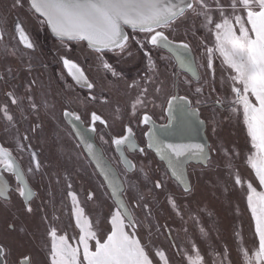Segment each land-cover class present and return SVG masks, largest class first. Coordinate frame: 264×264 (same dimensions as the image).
Returning a JSON list of instances; mask_svg holds the SVG:
<instances>
[{
  "label": "snow or ice",
  "instance_id": "6c2138e0",
  "mask_svg": "<svg viewBox=\"0 0 264 264\" xmlns=\"http://www.w3.org/2000/svg\"><path fill=\"white\" fill-rule=\"evenodd\" d=\"M9 9L26 15L23 18L19 15L16 17L10 33L6 27H0V45H3L6 55L17 60L23 61L24 56H28L23 69L28 75L32 74L34 67L29 52L37 49L26 26L29 18L38 27L49 29L64 48H68L66 42H86L87 48L95 54L98 66L105 74L101 81L91 79L79 64L66 55L60 56L75 85L87 90V95L82 99L78 95L73 97L67 94L68 99L60 103L63 119L73 125L75 131L72 134L79 137L84 150L103 177L97 186L103 191L98 194L96 189H89L82 201L78 192L73 190L70 174L65 173L63 180L66 183V195L71 201L73 235L53 223L60 219L56 215L51 220L46 214L40 216V222L44 225L42 240L21 221V215L32 217L37 211L32 201L38 194L30 185V178H43L47 174L41 153L34 148L31 140L44 131L42 117L46 116L56 122L57 101L38 77L27 80L21 87L20 83L15 82L19 70L5 67L0 71V91L6 98L0 103V119L6 122L4 131L15 129L19 133L18 125L21 121H27L29 127L14 137L15 148L0 143V198H3V207L11 210L13 192L22 203V209L12 213V222L7 224L6 229L8 233H15L19 239L10 241L6 237L0 238V264H173L168 249L157 243L159 236L165 232L170 241L169 248L176 250V254L181 257V264H234L232 249L227 243L222 246L210 245V250L205 251L195 239L189 237L186 246L181 247L171 239L172 229L167 224L153 223L155 217L152 207L139 192V177L124 181L118 178L96 144L85 131L76 127L84 123L82 113L88 118V131L97 132V125L107 130L100 134V140L115 147L126 165L125 171H138L143 174L144 180L152 183L149 193L153 190L165 191L166 180L176 182L182 189L181 195L185 202L178 203L176 194L167 191L166 203L181 220L187 214L189 219L196 222L199 234L205 241L212 239V229L200 223V213L207 211L209 217L215 213L207 208L196 212L191 210L188 198L195 197L196 184L190 179L188 166L191 161H196L202 166L200 175L206 171H217L221 167L227 169L226 175L231 181V187L228 180L212 182V186L226 199L231 192L240 191L246 198L253 225L250 245L244 239L242 228L233 229L240 264H264V0H11ZM4 23L6 25L7 21ZM181 27L184 28V38H170ZM126 28L134 33H143V37L130 36ZM199 29L207 34L200 41L206 62L198 61L193 55V47L188 39L189 34L195 37ZM9 35L17 42L15 45L7 40ZM209 36L213 38L212 46L207 43ZM134 45L147 60L151 75L143 77V83L133 81L127 84V88L135 90L136 95L128 101V119L125 123V109L111 94V86L123 80V74L106 56L111 53L121 60L131 58L135 55ZM20 46L26 51L18 56ZM152 49L167 50L171 55L161 56L160 59H174L185 74L190 76L180 82L172 80L168 84L161 78ZM217 54L229 72L227 79H222L221 83L230 81V91L229 96H217L212 100V105L228 111V119L238 120L242 124L247 145L244 163L251 170L250 179L242 177L234 163L241 158L239 146L173 143L170 140L190 137L192 132L198 133L204 126L201 108L208 106L205 85L215 83L214 58ZM107 74L114 80H108ZM205 76L208 79H204ZM194 81L197 86L193 88ZM181 86L189 89L191 98L188 94L179 95L178 92L168 90L179 89ZM116 91H120L119 88ZM211 91H215V88L212 87ZM161 95L166 96L167 107L164 110L167 112L168 123L158 129L152 116L142 110L147 109L149 103L154 108L163 107L155 103V99ZM72 103L78 106V110L70 108ZM104 109L111 110L108 116L104 114ZM133 121L148 127L144 133L147 149L154 150L156 156L165 163L166 170L162 176L151 178L142 164L137 169V165L125 156V149L146 154L145 148L136 143ZM209 121L213 134H216L222 121L215 119V113ZM117 123L121 125L119 133L113 131ZM56 127L59 128V123H56ZM105 136L108 138L105 139ZM25 151L29 155V166L26 169L21 165L22 156L18 158L14 154ZM213 154L221 159H214ZM5 173L14 178V189L10 187ZM54 175L58 177V174ZM56 183H60L59 178ZM101 195L111 197L114 207L107 216L101 212L93 217L86 211L85 205L87 202L99 205ZM136 209L144 211L143 218L137 215ZM236 211L239 214L238 207ZM183 230L187 233V228ZM216 231L218 233L219 230ZM26 244H31L35 252L20 251Z\"/></svg>",
  "mask_w": 264,
  "mask_h": 264
},
{
  "label": "rangeland",
  "instance_id": "374dc122",
  "mask_svg": "<svg viewBox=\"0 0 264 264\" xmlns=\"http://www.w3.org/2000/svg\"><path fill=\"white\" fill-rule=\"evenodd\" d=\"M9 3V2H8ZM5 1L0 0V19L9 20L12 18L13 12L9 11V7L6 6ZM4 4V5H2ZM15 14L25 17V13L15 12ZM27 25L35 28V33L38 31V26L34 23V20L28 19ZM130 36H135L136 38H142L143 33H134L132 30H128ZM207 35L203 29L197 31V35L192 37L189 34L188 39L191 41L193 47V54L200 62H206V57L204 54L203 46L201 45V39ZM177 40L184 38V28L181 27L178 33L174 37ZM48 39V36H47ZM208 46H212L213 38L208 37ZM51 51L57 56L66 55L67 58H74L77 63L85 71V73L96 81H101V77L105 74L99 68L98 63L95 59V54L92 50L88 49L85 42L76 43V52H72V48L68 45V48H64L60 42L48 43ZM51 44V45H50ZM135 55L131 58L125 57L120 59L115 55L109 53L106 58L109 59L111 63L123 74V80L114 83L112 85V96L114 100H119L121 106L125 109V120L127 122L128 113V101L132 96L136 95L135 90H130L127 88V84L133 81H139L143 83V77L151 75L147 68V60L143 58V54L133 46ZM152 56L157 61L159 65V71L161 73V78L165 79L168 84H171L172 80L177 82L190 76L185 74L177 68L176 63L173 60L169 61L167 59H160L161 56H170L164 50L152 49ZM215 67V83L214 85H205V97H208V106L201 108V117L206 123V135L209 140V144L218 145L224 144L227 147L239 146L241 150V158L234 161L236 167L239 169L242 177L245 179L252 178L251 170L244 163V155L247 151L246 145V133L243 129L242 124L235 119H228L229 112L224 109L214 108L212 105V100L217 96H229L228 83L222 84L221 80H226L229 72L226 70L225 66L222 65V58L217 54L214 58ZM202 74L204 70H201ZM175 73V75H173ZM108 80H114L110 74H107ZM204 79H208L207 76ZM62 83L63 87L67 89V93L71 95L73 88H68L70 81L64 80V73H62ZM106 83V81H104ZM197 86L196 82H193V88ZM214 87L215 91H211ZM45 89L49 90L51 96L53 97V91L50 83L44 86ZM119 88L120 91H116ZM169 91L178 92L179 95L188 94L191 98V92L185 86H181L179 89L169 88ZM151 87L149 88V100L153 99L151 96ZM81 99L87 95V90L78 88L76 96ZM203 98V97H202ZM156 104H161L163 107H153L149 103L147 109L143 111L149 112L156 120L164 122L166 120L165 108H166V96L161 95L159 98L155 99ZM78 109L75 103H72ZM62 105V104H61ZM96 107H99L98 105ZM104 114L109 115L110 109H104ZM215 113V119L217 121H222L220 126L217 128L216 134H213L211 129V124L209 118ZM20 119V118H19ZM18 119V120H19ZM44 122V131L36 136L32 137L31 143L34 148L41 153V159L45 165V173H47L43 178L37 176L35 178H30V185L37 192V197L33 198V207L36 209V213L32 217L21 215V221L27 224L31 231L37 233L39 239H43L44 235V225L40 222V216L46 214L49 219L53 215L59 216L58 221H54L55 225L62 231H67L69 235L74 234V221L71 218V201L67 197L66 183L63 180V176L67 172L70 174V182L73 184V190H76L80 195L82 201L85 198V192L89 189H96L97 193H101L103 190L99 189L97 186L103 181L93 165L90 163L86 155L84 154L80 144L75 138H73L67 125L59 119L56 110V122H53L48 117H42ZM111 122V119H110ZM56 123H59V128L56 127ZM6 122L0 119V142L5 144L7 147L15 148L14 137L25 132L29 127L27 121H21L18 125L19 133L15 129L11 132H5ZM132 126L136 131L137 137L140 142L144 141L143 137V127L138 125L133 121ZM97 141L103 147L105 154L109 157L111 162L115 165L118 173L124 180H135L139 177V192L142 193L146 201L151 205L153 210V215L155 217L153 223L158 222L160 225L167 224L171 229V239L174 240L181 247L186 246L187 238L191 237L197 241L202 250L208 251L211 246H222L227 243L230 249H232V259L234 264H240V258L237 255L234 244L233 229L242 228V234L247 244L252 243V233L253 225L251 222V214L247 209L246 198L238 190L231 192L227 199L220 191L216 190L212 186V182L215 181H225L227 178V169L221 167L217 171H206L203 175H200L201 165L191 164L188 166V171L191 174L190 179L196 184V194L195 197H189L188 200L191 201L190 207L193 212L198 211L202 208H207L208 210H214V216L209 217L207 211L200 213V223L205 226V228L212 229V239L205 241L199 234V226L196 222L188 218L187 214H184V220L171 210L170 206L166 203V192L172 191L176 194L178 203H184V197L181 195L182 189L176 184L175 181L166 180L165 191L153 190L149 193V189L152 188V183L148 180L143 179V174L137 172H126L124 168L118 165V159L113 150V146L110 144H104L100 140V134L105 132L102 126L97 125ZM113 131L119 133L121 131V125L117 123L114 126ZM58 133V135H57ZM108 137L105 136V139ZM28 143V142H24ZM18 158L22 156L21 165L25 169L29 166V155L28 152L24 153H14ZM214 159H221V157H216L213 154ZM134 162L137 165V169L143 165L146 172L153 179L162 176L165 172V165L158 160L152 152L147 151L144 155L136 154L133 156ZM54 174H58L54 175ZM199 179L197 180V177ZM57 178L60 179V183H56ZM255 183V181H253ZM229 187H231V181L228 180ZM215 192V194H213ZM135 195V193H133ZM127 199V196L125 197ZM231 201V204H228ZM12 207L11 210L5 209L3 207V198H0V238H7L10 241L18 240L19 238L15 233H8L6 231L7 224L12 222L13 212H17L18 209H22V203L18 196L13 192L11 194ZM86 211L93 217L99 213H103L105 216L108 215L112 207H114V201L111 197L100 196L99 205L87 202ZM239 208V214L236 209ZM43 210V211H41ZM137 215L141 218L144 216V211L142 209H136ZM186 221V223H185ZM215 221V223H214ZM20 221H17L19 223ZM107 226L105 225V229ZM187 228V233L183 230ZM218 229V233L216 231ZM78 231V230H75ZM163 231V230H162ZM143 235V232H141ZM167 232L164 235H160L157 243L165 247L169 251V255L173 260V264H181V257L176 254V250L169 248L170 241L166 238ZM217 235L219 239L217 240ZM32 250L35 252V248L31 244H26L20 251ZM39 258V257H38Z\"/></svg>",
  "mask_w": 264,
  "mask_h": 264
},
{
  "label": "flooded vegetation",
  "instance_id": "af4514ba",
  "mask_svg": "<svg viewBox=\"0 0 264 264\" xmlns=\"http://www.w3.org/2000/svg\"><path fill=\"white\" fill-rule=\"evenodd\" d=\"M3 1H5V3H8L9 2L8 4H6V6L7 7L10 6L11 0H3ZM2 5H4V4H2ZM9 11L10 12H13L12 18L9 19V20H6L7 21L6 25L4 23L5 20H1L0 19V27H6L7 31L10 33L11 32V28H12V24L14 23V21H15V19H16V17L18 15L15 14V11H11L10 9H9ZM20 15H22V14L20 13ZM34 23H35V21H34ZM26 26H27L28 30L30 31L31 37L33 38V40L37 44L36 51L35 52H29V55L32 58V64L34 65L32 74L31 75H28V73L23 70L26 67V62L28 60V56H24V60L23 61L17 60L16 58H13L11 56L6 55V53L3 50V45H0V71H3L4 68L5 67H8V66L12 67L13 69L19 70L20 74H19L18 80L15 81V82L16 83H20L21 84V87L23 86V83H25L27 80L32 79L33 77H38L39 78V81L42 82L43 86H45L46 83L47 84L50 83L51 87H53V88H51L52 91H53V97L57 101V108H56V110H57V114L59 116V119L61 121H63L67 125L70 133L72 134V133H74L73 130L71 129V127L69 126V124L67 123V121L64 120L63 117H62V105H61L60 102L67 100L68 99V95L67 94H69L66 91L67 88L65 86L63 87V83H62L63 82L62 81V73H64V80L65 81L67 80L68 82L70 81L69 85H72L73 86L72 87L73 89H72L71 96H73V97L76 96V93H77L79 87L75 85V81H73L72 77L69 75V70L64 67L63 61L60 59V56H57L54 53V51H51V49L49 48V45L47 44V42L48 43L49 42L50 43L51 42L54 43V42H59V40L56 37H54L49 32L48 29L38 27L39 29L35 33V28H34L35 26L34 27H31V26H28V25H26ZM47 36H48V39H47ZM7 40L11 42V45H15L17 43L15 40H12L11 39V36L10 35L7 37ZM66 43L70 46V48L73 49L72 52H76V42H66ZM20 48H21V52H18V56L21 55V53L23 51H26V50H23L22 46H20ZM69 59H71L72 61H74L75 63H77V60L76 59H74V58H69ZM5 99L6 98L3 96L2 91H0V103H3L5 101ZM70 108L72 110H78L76 108V106H74L73 104H70ZM165 115H166V113H165ZM82 118L84 120L83 126L89 129V123H88L87 116L86 115H83V113H82ZM152 118L158 124H163V123H165L167 121V115H166V120L164 122H160V121L156 120L153 116H152ZM17 119H19V115H17ZM142 127L144 128L143 129L144 141L143 142H140L139 139H138V137H137V134H136V143H137V145L139 147L145 148L146 153H147V151L152 152L150 149H147V140H146V136L144 135V133L148 131V127L145 126V125H142ZM98 132L99 131L97 130V132L94 133L95 141L97 142V144L102 149L104 156L111 162V160L109 159V157L105 154V151L103 150V147L97 141V134H98ZM105 132H107V130ZM135 133H136V131H135ZM72 136H73V138H75L77 140V138H76L75 135L72 134ZM113 150H114V152L116 154V157L118 159V165H120L122 168L126 169V165L121 160L119 153H117L115 151V147L114 146H113ZM124 154L133 163H135L134 162V158H133L134 155H136V154L144 155V154H141L139 152H134V151H130V150H127V149H125V153ZM189 165H191V164H189ZM114 167H115V165H114ZM5 178L8 180V182L10 184V187L14 189L16 187V182H15L14 178L10 174H8V173H5Z\"/></svg>",
  "mask_w": 264,
  "mask_h": 264
},
{
  "label": "water",
  "instance_id": "95a60500",
  "mask_svg": "<svg viewBox=\"0 0 264 264\" xmlns=\"http://www.w3.org/2000/svg\"><path fill=\"white\" fill-rule=\"evenodd\" d=\"M49 30V29H48ZM128 30H131L130 28H126L125 29V31L126 32H128ZM49 32L51 33V31L49 30ZM52 34V33H51ZM55 37V36H54ZM86 43V42H85ZM165 51H167V50H165ZM168 52V51H167ZM169 53V52H168ZM194 55V54H193ZM175 63H176V61H175ZM176 66H177V68H179L181 71H183L180 67H179V65L176 63ZM184 72V71H183ZM190 75V74H189ZM166 107H167V105H166ZM165 113H166V115H167V112L165 111ZM201 119H203L202 117H201ZM204 120V119H203ZM67 123L69 124V126L71 127V129L73 130V132L75 131V128L73 127V125L72 124H70L68 121H67ZM156 123V122H155ZM168 123V119H167V121L165 122V123H163V124H158V123H156V127L159 129V128H161V126H163V125H166ZM76 127H80L81 128V130H83V131H85L86 132V134H87V136L89 137V138H91V140L96 144V146H97V148L103 153V151H102V149L100 148V146L97 144V142L95 141V136H94V133L93 132H90V131H88V128H86V127H84L83 126V124H77L76 125ZM76 136V135H75ZM76 138H77V141L79 142V144L81 145V148L83 149V151H84V153L86 154V156L88 157V159L90 160V162L93 164V166H94V168H95V170L97 171V173L99 174V169H97L96 168V165H95V162L94 161H92V159L87 155V153H86V151L84 150V147H83V144L80 142V139H79V137H77L76 136ZM146 140H147V137H146ZM170 140H171V142H173V143H208L209 144V140H208V137H207V135H206V123L204 124V126L200 129V131L197 133V132H192L191 133V135H190V137H187V138H183V139H180V138H170ZM151 150V149H150ZM154 154H155V152H154V150H151ZM103 156H104V154H103ZM155 156H156V154H155ZM157 157V159L158 160H160L159 159V157L158 156H156ZM104 158L107 160V162L109 163V165L111 166V168L115 171V173L117 174V176H118V178L122 181V179H121V177H120V175H119V173H118V171H117V169L114 167V165L104 156ZM161 161V160H160ZM164 165H165V163L163 162V161H161ZM189 164H198L196 161H191ZM165 167H166V165H165ZM100 176V175H99ZM101 177V179L103 180V177L102 176H100ZM114 201V200H113Z\"/></svg>",
  "mask_w": 264,
  "mask_h": 264
}]
</instances>
